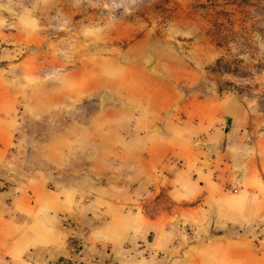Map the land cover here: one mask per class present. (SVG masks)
<instances>
[{
	"label": "crops",
	"instance_id": "obj_1",
	"mask_svg": "<svg viewBox=\"0 0 264 264\" xmlns=\"http://www.w3.org/2000/svg\"><path fill=\"white\" fill-rule=\"evenodd\" d=\"M141 72V93L81 106L116 80L90 67L55 93L0 71V264H264L255 121Z\"/></svg>",
	"mask_w": 264,
	"mask_h": 264
},
{
	"label": "rangeland",
	"instance_id": "obj_2",
	"mask_svg": "<svg viewBox=\"0 0 264 264\" xmlns=\"http://www.w3.org/2000/svg\"><path fill=\"white\" fill-rule=\"evenodd\" d=\"M0 32L11 81L56 93L93 67L124 83L83 106L141 93L142 67L156 68L185 96L237 99L264 142V0H0Z\"/></svg>",
	"mask_w": 264,
	"mask_h": 264
},
{
	"label": "trees",
	"instance_id": "obj_3",
	"mask_svg": "<svg viewBox=\"0 0 264 264\" xmlns=\"http://www.w3.org/2000/svg\"><path fill=\"white\" fill-rule=\"evenodd\" d=\"M3 188H4V187L1 186V187H0V190L3 189Z\"/></svg>",
	"mask_w": 264,
	"mask_h": 264
},
{
	"label": "built area",
	"instance_id": "obj_4",
	"mask_svg": "<svg viewBox=\"0 0 264 264\" xmlns=\"http://www.w3.org/2000/svg\"><path fill=\"white\" fill-rule=\"evenodd\" d=\"M232 191H234V189Z\"/></svg>",
	"mask_w": 264,
	"mask_h": 264
}]
</instances>
